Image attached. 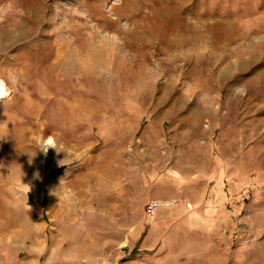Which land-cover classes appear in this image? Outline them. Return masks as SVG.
<instances>
[{
	"label": "rangeland",
	"instance_id": "1",
	"mask_svg": "<svg viewBox=\"0 0 264 264\" xmlns=\"http://www.w3.org/2000/svg\"><path fill=\"white\" fill-rule=\"evenodd\" d=\"M256 7L264 0H0V80L11 93L0 124L25 96L80 94L110 109L70 124L79 147L32 127L17 145L0 142V201L36 225L0 235V264H264V51L222 73L236 57L160 48L167 28L203 21L204 31ZM147 31L158 33L152 46L138 37ZM67 42L110 49L77 71L57 59ZM115 55L122 69L104 66ZM48 137L56 149L45 153ZM218 183L230 191L223 204L210 197Z\"/></svg>",
	"mask_w": 264,
	"mask_h": 264
},
{
	"label": "bare ground",
	"instance_id": "2",
	"mask_svg": "<svg viewBox=\"0 0 264 264\" xmlns=\"http://www.w3.org/2000/svg\"><path fill=\"white\" fill-rule=\"evenodd\" d=\"M225 14L224 12L217 13V11H213L207 18L215 19V15L223 17ZM245 17L248 18V21L241 24V20ZM200 22L199 26L192 24L186 26L182 33L179 31L175 33L173 29L167 28L160 40V45L162 44L160 46L161 51L170 52L174 51L173 49L182 50L187 48L188 50H185L187 52L194 50V48L196 49V45L198 48L205 44V47L207 46L215 55L217 63L225 62L232 57L237 58L236 62H231L226 68H223L222 73L235 68L237 63L242 65L241 61L245 55L255 59L258 52L264 51V10H260L258 7L245 10L241 14L227 16V19H215L212 23L205 26L204 31L199 28L203 27L205 22ZM157 34V31H147V34L139 32L138 37L141 43L152 46ZM198 43L202 44L198 46ZM107 49H110V47L103 44L101 47L98 44H94L93 48H86L75 43H59L57 59L62 62V65H74L77 71H82L83 69L99 65L102 61L99 58L103 57L102 50L106 51ZM106 59H109V57L107 56ZM110 63L114 64V66L111 67L107 60L104 61V66L109 69L123 68V60L116 55L111 59ZM6 89L9 90L7 86ZM139 91L141 90L137 89V92ZM37 99V102H35L25 96L23 103L16 107V114L7 115L1 120L0 142L3 145L10 147L12 143L17 145L21 140L25 141V136L32 127L35 131L33 134H38L39 137L41 133H50L56 139V142L64 144L63 149L70 145L71 138L75 136L76 146L79 147L81 127L76 125L74 129H71L70 124L82 118L99 121L104 112L110 111L100 98L91 100L80 96V94L73 95L71 101L59 98L50 99L42 95ZM72 131L77 134L73 135ZM31 138L32 136L29 139ZM37 159V153L33 152L30 154L27 164L34 166ZM57 159L59 161L60 157ZM130 161L128 159L126 163ZM50 164H52L51 154L47 157V165ZM106 165L107 162L103 164L104 167ZM125 174L128 178L132 177L128 176L129 171H125ZM40 178L41 173L39 172L37 180L39 181ZM52 183L54 185L57 184L54 181ZM74 183L75 181L71 182V184ZM120 184L118 182V185ZM57 214L58 216L63 215L60 211H57ZM20 216L15 215L9 206L0 201V235L2 237H13L17 234L15 228L19 224L26 230L31 231L33 235L36 225L30 220L21 221ZM33 242L38 243V239L35 236H33Z\"/></svg>",
	"mask_w": 264,
	"mask_h": 264
},
{
	"label": "crops",
	"instance_id": "3",
	"mask_svg": "<svg viewBox=\"0 0 264 264\" xmlns=\"http://www.w3.org/2000/svg\"><path fill=\"white\" fill-rule=\"evenodd\" d=\"M226 190H227V187H225V185H223L222 183H218V184H216V186L214 187V189L212 190L211 195H210L212 203L214 204L215 199H216L219 203H221V204H223L224 201H227L228 193H229L230 191H229V190L226 191ZM227 192H228V193H227ZM213 204L207 206L209 209L207 210L206 213H208L209 215H211V214L213 213V210L211 209V207L213 206ZM199 215H200V214L197 213V216H198L200 219H203V218L200 217ZM209 221H210V220H209Z\"/></svg>",
	"mask_w": 264,
	"mask_h": 264
},
{
	"label": "clouds",
	"instance_id": "4",
	"mask_svg": "<svg viewBox=\"0 0 264 264\" xmlns=\"http://www.w3.org/2000/svg\"><path fill=\"white\" fill-rule=\"evenodd\" d=\"M10 95H11V93H10L9 90L6 89V86H5V84H4V81H3V80H0V102L3 103V101H4L7 97H9ZM49 148L56 149V146H55V143H54L52 137H48V138L44 141V143H43V145L41 146V149H40V150L46 153L47 150H48Z\"/></svg>",
	"mask_w": 264,
	"mask_h": 264
},
{
	"label": "built area",
	"instance_id": "5",
	"mask_svg": "<svg viewBox=\"0 0 264 264\" xmlns=\"http://www.w3.org/2000/svg\"><path fill=\"white\" fill-rule=\"evenodd\" d=\"M157 205H158V203H151L149 205V211L152 213L155 210Z\"/></svg>",
	"mask_w": 264,
	"mask_h": 264
},
{
	"label": "trees",
	"instance_id": "6",
	"mask_svg": "<svg viewBox=\"0 0 264 264\" xmlns=\"http://www.w3.org/2000/svg\"><path fill=\"white\" fill-rule=\"evenodd\" d=\"M64 168V166L60 167V169Z\"/></svg>",
	"mask_w": 264,
	"mask_h": 264
}]
</instances>
